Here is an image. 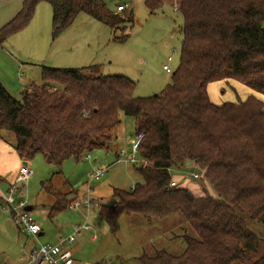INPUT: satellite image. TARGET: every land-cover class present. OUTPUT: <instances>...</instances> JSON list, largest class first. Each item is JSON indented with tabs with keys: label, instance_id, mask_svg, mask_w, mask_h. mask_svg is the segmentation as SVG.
Masks as SVG:
<instances>
[{
	"label": "trees",
	"instance_id": "obj_1",
	"mask_svg": "<svg viewBox=\"0 0 264 264\" xmlns=\"http://www.w3.org/2000/svg\"><path fill=\"white\" fill-rule=\"evenodd\" d=\"M41 1L52 7L55 36L86 13L110 27L113 40L130 37L115 32L132 16L126 19L104 0H23L0 27V41L27 26ZM165 2L182 14L183 40L172 82L161 92L137 97L136 82L124 74L41 65L43 84H29L20 97L0 80V139L10 138L27 160L43 155L60 172L70 157L79 161L96 148L109 149L121 114L130 116L136 134L144 133L137 155L146 163H133L142 181L115 188L116 205L103 204L100 215L116 233L122 214L154 222L179 211L195 232H171L184 244L181 253L154 245L138 264H264V253L251 261L264 237L240 215L264 223V0H146L151 13ZM230 78L257 93L213 102L209 84ZM187 161L202 170L200 179L216 195L172 184L171 170ZM44 187L54 196L50 217L69 207L51 181Z\"/></svg>",
	"mask_w": 264,
	"mask_h": 264
},
{
	"label": "rangeland",
	"instance_id": "obj_2",
	"mask_svg": "<svg viewBox=\"0 0 264 264\" xmlns=\"http://www.w3.org/2000/svg\"><path fill=\"white\" fill-rule=\"evenodd\" d=\"M104 1L113 11L117 5L129 2V6L120 13L126 19L131 15L132 19L121 23L115 32L119 36L130 34L126 41L113 40L111 28L86 13H80L72 25L55 36L52 7L47 1H41L37 5L27 26L0 41V80L10 93L20 97L23 88L29 84L42 85L41 65L80 68L90 75L124 74L136 82L134 95L137 97L159 93L170 84L172 73L180 62L182 14L168 2L164 3L163 8L151 13L146 0ZM22 2L23 0H1L0 27L17 14ZM169 56L173 59L169 61L172 72L163 69ZM94 64L99 66L85 68ZM208 91L212 101L217 104L228 100H243L255 92L232 78L211 82ZM260 96L264 99L263 94ZM114 132L116 137L109 149L96 148L79 161L70 157L64 161L60 172L41 154L29 160L33 172L28 180L17 184L20 190L16 195L20 196L21 190L23 191L28 205L34 207L30 212L42 225L44 234L35 238L22 233L11 215L0 210V264H34L29 263V253L34 247L40 243H54L51 239L72 233L75 225L83 224L86 220L92 229L82 231L72 246L82 264L87 261L93 264H138V257L144 252L152 253L154 245L175 254L183 251L181 239L168 240L171 232L179 235L184 233L185 228L188 233L195 234L179 211L167 218L155 219L154 222L141 215L122 214L116 233L111 231L100 215L99 209L103 204L116 202L115 188L128 190L142 181V175L135 165L125 160L131 154L130 142L136 136L134 119L121 114V121ZM8 134L13 135L11 132ZM122 150L125 153L118 156ZM18 158L17 151L9 149L0 140V169L8 173V178L20 169ZM192 166L194 165L173 168L171 172L174 184L187 187L199 195H216L209 182L193 178ZM96 169H103L105 173L100 179L91 180L89 176ZM180 174L183 176L180 177ZM47 181H51L53 187L61 191V196L68 201L67 207L83 197L82 194L89 186L93 190L92 196L101 205L90 211L85 207L77 210L68 207L50 217L48 213L54 196L44 187ZM240 215L251 231L264 237L263 222L250 217L246 212H241ZM94 234L95 239L92 238ZM263 253L264 241L258 252L252 255L251 261ZM247 262L249 261L239 264Z\"/></svg>",
	"mask_w": 264,
	"mask_h": 264
},
{
	"label": "built area",
	"instance_id": "obj_3",
	"mask_svg": "<svg viewBox=\"0 0 264 264\" xmlns=\"http://www.w3.org/2000/svg\"><path fill=\"white\" fill-rule=\"evenodd\" d=\"M129 6V2L121 3L117 5L115 12H120L125 10ZM172 60V56H169L167 63L163 65V69L168 72H172V68L169 65V61ZM144 136V133L136 134L135 138L131 140V154L126 161L136 163V164H145V160L138 157V147ZM125 151L122 150L120 155L124 154ZM27 160V159H26ZM32 169L29 163H23L20 166L19 172L16 176L15 182L12 183L5 191H0V210H3L11 215V218L18 226L21 232L31 235L35 238H38L39 234L42 232V225L34 218L33 214L26 209L28 205V200L25 198L23 191L21 190L20 196L16 195V192L20 190L17 184L23 183L32 174ZM105 173L103 169H96L90 174L91 180L100 179ZM193 178L200 179L201 173L195 171L192 172ZM173 184V183H172ZM134 186V185H133ZM132 186V188H133ZM92 188L89 186L86 189V192L78 200L73 201L69 208L77 210L80 207H85L88 211L100 207V203L92 196ZM113 205H116L114 203ZM87 221V220H86ZM83 224L75 225L72 233H69L66 236H60L58 242L54 243H40L37 247L32 249L29 253V263L34 264H82L74 257L73 251L70 247L77 236L82 233L84 230L92 229L91 225L87 222ZM96 237V234L93 235ZM87 264V263H84ZM93 264V263H90ZM102 264V263H97ZM120 264V263H118Z\"/></svg>",
	"mask_w": 264,
	"mask_h": 264
},
{
	"label": "crops",
	"instance_id": "obj_4",
	"mask_svg": "<svg viewBox=\"0 0 264 264\" xmlns=\"http://www.w3.org/2000/svg\"><path fill=\"white\" fill-rule=\"evenodd\" d=\"M0 3H1V0H0ZM131 11H133V9L131 10ZM173 60V59H172ZM10 139V138H9ZM9 139H8V137H3V138H1L0 140L2 141V143H4L9 149H13L14 151H15V149H14V147H13V145L9 142ZM131 143V142H130ZM3 150L4 151H8L6 148H3ZM131 151V150H130ZM118 156H120V153L118 154ZM18 159H19V162L21 163V164H23L24 163V161H26L27 163H29L30 164V162H29V159L28 160H26V158H22V157H20L19 155H18ZM19 163V164H20ZM25 164V163H24ZM19 170V168L16 170V171H14V173H13V176L12 177H9L8 178V173L7 172H5V171H3V170H1L0 169V191H5L9 186H10V184H12V182H14V180L16 179V175L18 174V171ZM181 176H183L182 174H180V177ZM176 182H177V179H176ZM172 183H173V185H175L174 183V181H172ZM176 186V185H175ZM178 186V185H177ZM132 188V187H131ZM68 189H70L71 190V188L70 187H68ZM73 189V188H72ZM191 190V189H190ZM194 192V191H193ZM85 193V192H84ZM195 193V192H194ZM195 194H197V193H195ZM83 195V194H82ZM81 195V196H82ZM199 195V194H198ZM54 203V202H53ZM53 203H52V205H53ZM51 205V206H52ZM33 207V206H32ZM34 208V207H33ZM50 212V211H49ZM49 214V213H48ZM89 230H91V229H88V231ZM84 231H86V230H84ZM23 233V232H22ZM44 234V232H43V228H42V232L39 234V236L38 237H40V236H42ZM172 235V234H171ZM59 237L60 236H58V237H56V238H54V239H51L52 241H56V242H58V240H59ZM92 238L93 239H95L93 236H92ZM77 239V238H76ZM170 239H172L171 238V236L169 235L168 236V240H170ZM39 240V239H38ZM76 241V240H75ZM75 241L72 243V244H70V247H71V249H72V251H73V254H74V257L76 258V260H78L79 262H81L82 263V261H81V259H78V257L76 256V253H75V251H74V249H73V244L75 243ZM55 242V243H56ZM35 248V247H34ZM33 248V249H34ZM85 263H87V264H90L91 262H89V261H87V262H85Z\"/></svg>",
	"mask_w": 264,
	"mask_h": 264
},
{
	"label": "water",
	"instance_id": "obj_5",
	"mask_svg": "<svg viewBox=\"0 0 264 264\" xmlns=\"http://www.w3.org/2000/svg\"><path fill=\"white\" fill-rule=\"evenodd\" d=\"M24 163H27V162L24 161ZM186 165H188V166L191 165V162L187 161ZM191 168H192L193 171H195L197 173H202V170L200 168L196 167V166H192ZM26 209L30 211V210H32V206L31 205H27Z\"/></svg>",
	"mask_w": 264,
	"mask_h": 264
}]
</instances>
